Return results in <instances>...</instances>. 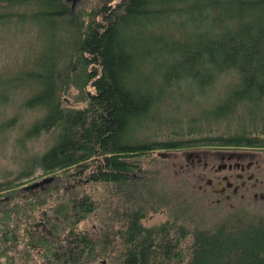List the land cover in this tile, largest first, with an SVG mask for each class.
I'll return each mask as SVG.
<instances>
[{
    "label": "trees",
    "instance_id": "1",
    "mask_svg": "<svg viewBox=\"0 0 264 264\" xmlns=\"http://www.w3.org/2000/svg\"><path fill=\"white\" fill-rule=\"evenodd\" d=\"M95 1L90 11L73 13L66 0H0V41L15 39L25 52L0 78V142H9L6 134L28 111L40 113L23 126L16 141L22 149L55 132L44 152L26 159L16 182L0 185V195L27 189L23 180L38 169L62 171L66 181L91 170L86 183L102 182L115 203L125 199L121 226L106 236L109 245L94 241L78 229L95 211L94 199L82 188L57 200L51 188L59 181L50 176L29 189L36 197L1 211L0 264H97L114 248L118 264H264V218L233 215L210 231L173 219L146 228L147 212L158 208L148 204L155 185L134 177L136 158L153 150L264 146L244 133L134 142L138 129L157 120L159 105L186 92L195 93L188 100L197 104L223 88L202 116L191 118L193 126L233 120L239 112L251 121L264 117V0ZM71 88L84 107L64 106ZM14 103L19 110L8 114ZM114 235L122 236L119 247Z\"/></svg>",
    "mask_w": 264,
    "mask_h": 264
},
{
    "label": "rangeland",
    "instance_id": "2",
    "mask_svg": "<svg viewBox=\"0 0 264 264\" xmlns=\"http://www.w3.org/2000/svg\"><path fill=\"white\" fill-rule=\"evenodd\" d=\"M66 3L73 13L79 11L88 12L97 5L95 0H66ZM160 30L170 35L166 29L162 28ZM24 53L21 44H17L15 39L12 42L10 39L0 41V78L9 73V71L13 72L14 68L23 62ZM21 88H24V86ZM222 89V87H219L216 93L212 92L206 97L197 98V104L188 100L195 95L194 92L193 94L191 92L183 93L181 97L175 96V101L165 100L162 105L158 106L160 113L157 120L138 129L134 133V142L140 144L170 140L177 142L179 140L187 141L188 139L224 138L244 133L246 136L254 137L261 141V143H264V117L251 121L250 118H244V116L239 118L241 116V112H239L237 114L238 116L233 120H224L216 124L212 123L210 126H199L198 123L193 126L192 123L194 122L191 121V118L197 115L202 116L214 100L220 98ZM78 96L79 90L77 91L71 88L69 94L63 97L64 101L62 102L64 106L66 108H82L84 101L81 98L78 99ZM16 103L8 105V114L19 110ZM261 105H263L262 109H264V101ZM39 113V111H28L19 115L15 127L10 129L6 134L9 142L2 143L4 142L3 140L0 142V185L16 182L18 175L22 172L26 159L29 156L32 157L33 155L41 154L52 144L55 135L54 130L41 135L39 138L29 140L26 146L27 150L22 149V146L16 142L23 130V126H26L28 119H35L39 116ZM261 113H264V111ZM176 118H179L180 123H174L173 119ZM190 130H193V132ZM213 146L218 145L213 144ZM187 149L183 148L177 150V152L166 149L153 150V152L142 154L136 158L137 169L134 172V177L137 180H142L143 178L147 180L148 184L155 185L153 188L155 196L150 195L152 199L148 200V204L149 202L152 204L154 201V204L156 202L155 207H158L155 209L157 210L156 213L154 211L147 212L142 222L143 226L146 228H154L163 225L169 219H173L174 221H178V225L182 224L186 228L196 229L197 227L203 231H210L216 228V224L228 220L229 217V219L233 220V215L246 218L245 215L250 214V216L256 215L257 217L264 218V206L249 205L248 200L243 201L240 197L231 200L233 207L225 203H216L215 199L218 198L217 195H212L209 199V195L206 196L199 189L200 183L198 180L192 178V173L187 169L181 168V165L184 166L187 162L186 157L181 153L187 151ZM73 171L74 168L71 172ZM90 172L91 170H88L83 175L76 177V180L71 179V181H66V178H61L65 177L61 174L62 171L45 175L44 172L38 169L32 177L26 180L24 179L23 181H27L28 183L25 184L30 186L34 182H39L50 176L55 177L59 181H57L58 186L54 185L51 189L59 191V195L56 196L58 197L57 200H59V196H71L74 190L80 191L83 188L84 191L85 189V193L91 195L90 197L94 199L97 207L84 221L82 220L78 229L87 233L94 241L101 240L103 243L108 244V237H110L108 233L111 234L113 227H115V232L118 231L121 226L118 218H120V211H122L120 210L122 209L121 206L126 202L120 196L116 203L113 202V197L109 193L110 188L104 187L102 182L86 183L85 181L88 180L87 178L91 174ZM8 192L11 193H7L9 194L7 199H4L0 195V202L3 201L2 199L5 200L0 203V214L8 204L13 205L21 201L24 197L32 195L36 197L37 194V191L33 192L29 188L24 190L23 188H15ZM46 208L43 206L41 211L47 210ZM25 227L26 225L23 226V228ZM117 235H114L113 247H119L121 244L122 236L119 237ZM116 249L114 248L112 253L110 251L108 253L109 255H102L97 261V264H118L117 259L119 256H117Z\"/></svg>",
    "mask_w": 264,
    "mask_h": 264
},
{
    "label": "flooded vegetation",
    "instance_id": "3",
    "mask_svg": "<svg viewBox=\"0 0 264 264\" xmlns=\"http://www.w3.org/2000/svg\"><path fill=\"white\" fill-rule=\"evenodd\" d=\"M188 149L181 153L187 160L181 168L192 173V178L200 183L199 189L209 195V199L217 195L216 203L233 207L231 200L240 197L243 201L248 200L249 205L264 206V146L225 145Z\"/></svg>",
    "mask_w": 264,
    "mask_h": 264
},
{
    "label": "water",
    "instance_id": "4",
    "mask_svg": "<svg viewBox=\"0 0 264 264\" xmlns=\"http://www.w3.org/2000/svg\"><path fill=\"white\" fill-rule=\"evenodd\" d=\"M50 181L49 178H45L39 182H36L34 184H32L31 186H29V189H34V188H38L39 186H43L44 184L48 183Z\"/></svg>",
    "mask_w": 264,
    "mask_h": 264
}]
</instances>
